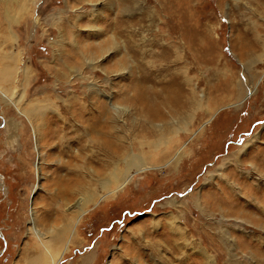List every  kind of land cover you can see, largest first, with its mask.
<instances>
[{"label":"rangeland","instance_id":"rangeland-1","mask_svg":"<svg viewBox=\"0 0 264 264\" xmlns=\"http://www.w3.org/2000/svg\"><path fill=\"white\" fill-rule=\"evenodd\" d=\"M4 7L26 99L48 105L35 134L0 100V264L33 254L32 211L67 221L172 126L168 146L141 148L150 167L86 208L59 264H264V0H35L10 25Z\"/></svg>","mask_w":264,"mask_h":264},{"label":"bare ground","instance_id":"bare-ground-1","mask_svg":"<svg viewBox=\"0 0 264 264\" xmlns=\"http://www.w3.org/2000/svg\"><path fill=\"white\" fill-rule=\"evenodd\" d=\"M1 1H5L4 13L6 18L5 20L7 21L8 25H10L11 23L18 24L19 20L23 18L24 15L28 14L29 11L32 10L31 4L35 3V0H1ZM135 1L136 0H131V2H135ZM12 2L15 3V6L13 5L11 6ZM97 10L98 9L95 8L93 10V13L98 12ZM10 19L12 20L10 21ZM10 28H7L8 32L6 31L7 33L5 34L2 31H0V100L6 103L7 105L15 106L17 110H19L24 115H26L27 119L33 126V130L35 134H37L36 123L38 119L41 120L43 116V111L46 108V105L48 104L45 105L41 104L42 100L40 101L37 98L29 101L26 99L27 86L29 84L33 72L31 66L28 63L22 66L21 52L14 51L13 49L9 50L4 48L6 44L10 45V42L13 45L18 42V40L16 39V35L12 31V28L11 29ZM61 40L57 41V43H59L60 45L62 44L63 41ZM109 41L110 42L108 44H112V47H110V50H107L106 52L111 51V49L114 50V52L118 51V42L116 41L114 35L111 36V40ZM100 49L102 50L101 46ZM177 50L178 49H176V52ZM92 64L95 63L92 62ZM20 73L22 74V81H21L22 87L19 91H17L18 88L17 81ZM93 86H94L93 84H90L91 89ZM194 93L195 91L193 90L192 96H190L189 98L190 104H191V100L192 102L194 100L195 101L197 100L194 98ZM111 109L114 111L118 110L116 106L112 107ZM186 120H187L186 118L183 119V121L185 122ZM112 121L116 123L115 118H113ZM181 129L183 128L172 126L171 130H168L167 132L161 131V134L159 135L157 141L156 140L150 142L139 141V144L141 148L144 145H148L149 150L160 149L161 145L168 146L171 143L170 141L172 140V138H174V135H176L178 131ZM141 148L139 149L138 154L133 153L131 148L129 149L127 148V150L123 152L124 153L123 161L126 162L127 170L125 172H120L119 171L120 159L118 161H115L114 168L112 169V171H110V173L106 177L102 179L100 178L101 179L100 182L103 188V193H100L99 195L97 191L84 190L85 192L82 193V195L79 197L78 202L76 203V205H74L76 207V208L74 207L75 210L72 211V214L67 221L66 220L62 221L63 222L62 224L59 223L58 225L53 223L43 226L42 224L39 225L38 222H36L34 212L32 211V219L29 222V233L34 235L37 242L35 245H33L30 248V251H32L33 254L28 255L29 249L27 251L28 253H26V255L24 254L23 260L25 264H59L61 259L70 250V247L78 242V240H76V238L78 239L76 227L86 208L90 204H95L98 202L99 199L104 198L105 194H108L110 192V188L113 183H118V184L125 183L127 177L130 176V170L133 169L134 167L137 166L150 167V165L147 164V159L144 153H140ZM179 157L180 154L175 153L172 158L178 159ZM233 158L234 155L229 157L226 161H231L233 160ZM203 255L207 257L206 260L207 264H215L213 257L208 255L206 251H203ZM90 256L91 255L84 257L83 261L80 264H84V262L87 259H90L89 258Z\"/></svg>","mask_w":264,"mask_h":264},{"label":"snow or ice","instance_id":"snow-or-ice-1","mask_svg":"<svg viewBox=\"0 0 264 264\" xmlns=\"http://www.w3.org/2000/svg\"><path fill=\"white\" fill-rule=\"evenodd\" d=\"M240 143H243V141H241Z\"/></svg>","mask_w":264,"mask_h":264},{"label":"water","instance_id":"water-1","mask_svg":"<svg viewBox=\"0 0 264 264\" xmlns=\"http://www.w3.org/2000/svg\"><path fill=\"white\" fill-rule=\"evenodd\" d=\"M1 126V125H0ZM34 196V194L32 195V197Z\"/></svg>","mask_w":264,"mask_h":264}]
</instances>
